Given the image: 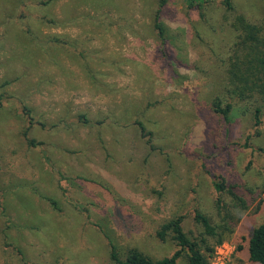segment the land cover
Instances as JSON below:
<instances>
[{
  "label": "rangeland",
  "instance_id": "374dc122",
  "mask_svg": "<svg viewBox=\"0 0 264 264\" xmlns=\"http://www.w3.org/2000/svg\"><path fill=\"white\" fill-rule=\"evenodd\" d=\"M41 2L0 0V264H119L110 239L123 260L130 247L161 259L179 246L157 231L184 214L186 232L197 236V209L229 222L221 244L210 238L214 264H251L248 242L264 221V99L232 97L228 120L213 109L230 81L233 14L223 18L217 5L206 23L184 0H169L162 20L168 53L180 62L172 73L153 25L158 0ZM234 4L264 27V0ZM26 22L39 36L58 34L87 48L110 89L91 83L77 52L44 51ZM22 104L46 125L26 135ZM82 114L103 123L84 124ZM136 119L153 131L157 148ZM215 179L247 207L225 191L219 209Z\"/></svg>",
  "mask_w": 264,
  "mask_h": 264
},
{
  "label": "trees",
  "instance_id": "16d2710c",
  "mask_svg": "<svg viewBox=\"0 0 264 264\" xmlns=\"http://www.w3.org/2000/svg\"><path fill=\"white\" fill-rule=\"evenodd\" d=\"M54 0H42L41 5H48ZM169 0H158L156 10L154 11L153 25L156 31L157 37L160 40L159 52L161 59L165 66H167L172 73H174V64H180V62L168 53L167 46V32L162 20L164 9L166 8ZM186 7L189 10H196L199 12L200 18L209 23L210 10H216L215 6H222L224 8L223 18L228 19V13L233 14V21L231 26L236 31V40L233 45V55L230 58L229 68V83L224 98L216 97L213 103V109L215 112L221 114L226 120L229 119L230 112L233 108V98L238 97L240 99L256 98L260 97L264 99V27L259 26L256 23L249 20L244 14L237 13L235 10L234 0H184ZM237 13V14H234ZM42 20L50 23H55V20L41 18ZM26 33L35 41L39 46L47 51L49 47H64L77 52V56L83 63V68L88 75L91 83L104 90L110 89V85H104V82L99 79V73L96 72L89 62L90 51L83 47L80 43L66 38V36L58 34H50L47 36H39L32 29L29 23L24 24ZM22 113L27 119L29 126L27 127L28 135L29 131L35 125L45 126L46 124L35 118L33 109L26 104H22ZM262 108L261 106H255L254 120L255 125L259 126L261 121ZM79 121L84 124H100L103 121L99 120L92 123L85 114L79 116ZM138 125L143 137L147 139V143L152 149L157 148L154 141V133L148 128V126L140 119L134 121ZM31 145H39L41 142L34 137L28 136ZM62 183L65 180V176H61ZM62 185V184H61ZM213 188L216 194V206L221 209L226 207V203L222 197L223 192L232 196L236 204L247 207L245 199L238 194L233 188L228 187L223 180H214ZM51 205L60 210V206L56 199L48 198ZM227 213L224 218H228ZM194 220L202 228L199 234L195 237H191L184 228L185 215L180 214L169 221L165 222L161 228L157 231V236L162 241H166L169 235H172L173 239L177 242L179 249H177L171 256H167L161 259H153L145 254L138 247H130L127 250L125 259H121L116 245L109 238L111 247V259L119 264H180V259L183 256L187 258V264H213L211 260L215 246L211 245L210 238L216 239V245L221 244L224 241L225 234L229 231V222L217 223L207 213L197 209L194 211ZM6 235V234H5ZM7 236V235H6ZM10 245V243H9ZM248 255L251 264H264V221L257 225L251 233V237L248 242Z\"/></svg>",
  "mask_w": 264,
  "mask_h": 264
},
{
  "label": "built area",
  "instance_id": "2783aa9c",
  "mask_svg": "<svg viewBox=\"0 0 264 264\" xmlns=\"http://www.w3.org/2000/svg\"><path fill=\"white\" fill-rule=\"evenodd\" d=\"M213 264H214V262H213Z\"/></svg>",
  "mask_w": 264,
  "mask_h": 264
}]
</instances>
